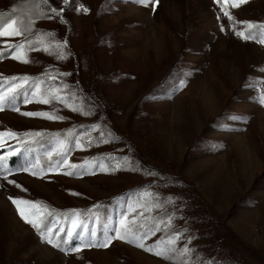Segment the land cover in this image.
<instances>
[{
	"label": "rangeland",
	"instance_id": "rangeland-1",
	"mask_svg": "<svg viewBox=\"0 0 264 264\" xmlns=\"http://www.w3.org/2000/svg\"><path fill=\"white\" fill-rule=\"evenodd\" d=\"M26 1L0 0V9ZM233 2L238 0H48L43 11L51 18H40L32 5L20 8L15 19H30V30L0 37V77H29L18 91L38 94L27 104L19 96L20 112L63 119L0 110V132L20 134L0 145V155L20 149L8 157L11 171L0 173V264H264V105L257 99L264 93V43L236 34L259 37V28L241 22L264 24V0L235 8ZM10 43L26 46L27 63L7 55ZM168 74H174L171 81ZM164 79L159 95L146 94ZM98 114L105 123L95 120ZM68 128L79 130L70 140L62 132ZM25 133L50 138L29 147L24 143L37 136ZM63 159L89 162L91 174L65 175L73 170L62 166L38 178L23 170L47 169ZM117 162L123 167L112 170ZM133 187L102 226L93 214L85 222L79 208ZM10 197L69 209L48 224L58 233L54 241L66 237L74 218L80 221L75 233L87 242L93 229L101 240L115 236L127 217L136 221L134 228L161 224L146 244L178 236L174 247H187L190 255L168 261L119 239L107 248L65 252L25 223Z\"/></svg>",
	"mask_w": 264,
	"mask_h": 264
},
{
	"label": "snow or ice",
	"instance_id": "snow-or-ice-1",
	"mask_svg": "<svg viewBox=\"0 0 264 264\" xmlns=\"http://www.w3.org/2000/svg\"><path fill=\"white\" fill-rule=\"evenodd\" d=\"M74 2V0H73ZM137 3L149 5L152 3V0H136ZM158 2V0H157ZM216 2L219 3V0H216ZM247 0H238V2H233L232 7H239L240 4L246 3ZM65 4H68V0H64ZM48 6V0H33L32 7L36 10V13L39 14L40 18H51L46 17L44 14L43 9ZM82 11H87V9H81ZM224 15L229 18V20H233V17L230 15V13L223 9ZM51 13L54 15H59L57 12V9L51 8ZM31 20L26 23L23 19H9L7 22H3V15H0V37H12V36H18L21 35L30 29L28 28V23H30ZM61 22H63L61 20ZM247 26L248 29L253 28H259L260 29V35L259 37H253L251 33L245 34V32H237V36L243 38V39H253L256 38L260 42L264 43V24H254L252 22L244 21L241 22ZM223 27L221 28V31H223ZM41 35H49V34H41ZM31 42H29V45ZM25 45L24 44H7V55L12 58L16 59L22 63H27V57L25 55ZM56 47L61 50V56L60 58H63L62 53V46L57 43ZM5 55V51L0 50V59H2ZM64 75H68V73H65ZM29 80V77H7L2 78L0 77V110H4L5 108H10L13 111L20 112V109L17 107V99L19 96H23V102L25 104L32 102L33 99H36L37 97V91H31L30 93L24 89L22 91H18V89H23V85L26 84ZM16 82V83H13ZM7 84L8 87H3V85ZM52 99L63 101V98L61 97H52ZM258 102L261 105H264V93H262L258 98ZM40 103L48 104L50 103L49 98H41L38 100ZM76 110V109H73ZM21 115L26 117H41L46 119H63V117L56 116L54 113L51 112H20ZM25 136H40V133H25ZM20 134L14 133L10 130H6L3 132H0V145H2L6 138L8 139H14L18 138ZM77 147H80L79 140L77 141ZM60 148L63 149L64 152L67 151V148L61 144ZM20 153V149H15L14 151L10 148L9 152L6 155H0V173L4 172H10L11 169L8 167V157L18 155ZM61 155L63 153H60ZM51 155V154H49ZM111 159V158H110ZM127 160V158H124ZM89 162H85L82 165H74L69 164L67 159H63L62 161H58L55 165H52L49 163L48 168H37L35 165H32L31 167L25 166L23 167L24 171H28L29 174L36 176L38 178H43L45 171H53L57 168H60L62 166H67L68 168L72 169L73 171L65 172V175H84V174H91V170L86 169L85 165H87ZM123 165H121L119 162H117L116 165L113 166L112 170H118ZM99 168L101 170H108L106 166L103 163L99 164ZM78 169H82L83 171H77ZM9 183H14V181L9 180ZM18 186V185H17ZM11 203L16 207V211L20 218L27 224H29L33 229L37 231V233L41 236L43 240H45L49 245L58 248L65 252H80L82 248H107L112 243L113 239H119L125 243H129L131 245H134L145 252H148L150 254H153L157 257L163 258L168 261H173L176 259L177 255L181 257H187L190 255V249L187 247H183L181 249H176L174 247L176 240L179 239V237H169L166 240L161 238L156 241L155 244H146L144 241L148 238L149 235H155L157 231L160 230L161 224L155 223L153 227L149 228L146 224H141L138 226V228H134L131 225L136 224V221L133 220L131 222L127 221V217L122 218L120 221V227L115 229V236H111L108 234H105L104 238L98 239L96 230L93 229L91 231V237L92 239H89L87 242L83 239V233H75L74 229L80 227V221L77 218H74L73 228L67 230L66 237L62 240H53V235H58V233H53V230L48 227V220L51 218L54 213L51 209L48 208L47 205H42L39 201H28V200H22V199H12L10 197ZM75 212V210H73ZM75 216L78 217L79 213L75 212ZM171 217H169L168 221H165V225L170 224ZM139 229H144L143 231H140ZM47 233V235L45 234ZM79 237V245L78 246H69L66 248H61V244L69 245L70 241L72 239H76ZM179 264H192L191 261L187 259H181L179 261Z\"/></svg>",
	"mask_w": 264,
	"mask_h": 264
},
{
	"label": "trees",
	"instance_id": "trees-1",
	"mask_svg": "<svg viewBox=\"0 0 264 264\" xmlns=\"http://www.w3.org/2000/svg\"><path fill=\"white\" fill-rule=\"evenodd\" d=\"M32 2H33V0H28L25 3H22L19 8H10V7L9 8H1L0 9V15H3V22H7V20H9V19H15L16 15L19 13V10H21L23 7L25 8V7L31 6L32 5ZM36 32L37 31H35L34 34ZM172 75H174V74H171V75L168 74L167 77H166V79L169 78L168 80L171 81L172 80V78H171ZM166 79H164L163 82L161 80L157 84L152 85L149 88V90L146 92V94L148 93V94H152V95H159L161 93V91H163L166 88V86H167V85H165ZM87 103H90V101L87 100ZM95 120H97L100 123V121L103 122L104 119L101 117L100 114H98V115H96V119ZM103 123H105V122H103ZM100 125H101V123H100ZM101 127L103 129L106 128V126H101ZM78 131H79L78 128L75 129V130H73V128H68V129H66V130H64L62 132H64L66 134L67 139L70 140V139H72V136H74L75 133H77ZM102 134H104V132ZM105 135L106 134L100 136L99 139L101 137L105 136ZM48 138H50V135L47 133V134H44L42 137H39V136L35 137L31 141H29L27 143H24V145H27L29 147H32L36 143H40V142H43V141H47ZM134 188H136V187H133L130 190L122 191V192H120L118 194H115L113 196H110V197H108L106 199H102V200L95 201L94 203H92L89 206L79 208V211L81 213H84V215L86 216L85 222H90L91 223V221H90L91 218H89V214H93V216L94 215L99 216V218L96 217V219H97V227L102 226L101 221H104L103 219H108L109 218V216H110V214L112 212V209L117 205V201L119 200V197H121V198H127L131 194V192L134 190ZM68 210L69 209H61V210H58V209L55 210V209H53L52 211L54 213V215H53L54 217L52 216L51 218H49V220H48L47 223L48 224L49 223H52L51 222L52 219H53V221L55 219H60V221H61V218L64 215H68L69 214L70 210L69 211ZM55 217H57V218H55ZM56 221H58V220H55V222Z\"/></svg>",
	"mask_w": 264,
	"mask_h": 264
}]
</instances>
